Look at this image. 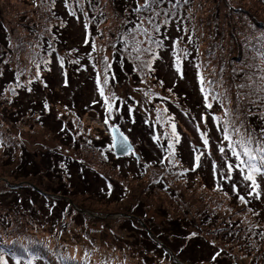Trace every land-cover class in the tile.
<instances>
[{
	"label": "rangeland",
	"instance_id": "rangeland-1",
	"mask_svg": "<svg viewBox=\"0 0 264 264\" xmlns=\"http://www.w3.org/2000/svg\"><path fill=\"white\" fill-rule=\"evenodd\" d=\"M177 1L0 0V264H264V0Z\"/></svg>",
	"mask_w": 264,
	"mask_h": 264
},
{
	"label": "trees",
	"instance_id": "trees-1",
	"mask_svg": "<svg viewBox=\"0 0 264 264\" xmlns=\"http://www.w3.org/2000/svg\"><path fill=\"white\" fill-rule=\"evenodd\" d=\"M119 2L120 1H122V7L125 5V0H118ZM132 1H134V0H132ZM171 2H172V0H170ZM192 3H193V0H179V1H177V3H176V5H174V6H181V7H183V8H185V9H187L188 7H190L191 5H192ZM166 6V7H165ZM170 6V2L166 5V4H164L163 6H161L160 7V9L161 8H164V10H162V12H160V14H162L163 12H165V11H167L168 10V7ZM122 9V8H121ZM120 9V10H121ZM221 12V9H217V11H216V13H215V15H214V19L215 20H218V18H219V13ZM159 20H160V16H159V19H158V22H159ZM216 28L217 27H214L212 30H213V32L216 30ZM163 29H165V27H164V25L161 27V29L160 30H156L155 32L156 33H158V34H160V31L161 30H163ZM164 32L163 33H165L166 34V36L164 35V37L163 38H160V39H163L164 41H167L168 43H171L172 42V40H174L173 42H175L176 41V39H174L172 36H170V38H168V36H167V34H169V32L168 31H166V30H163ZM221 35L220 34H218L217 36H213V38H215L216 37V39H218L219 37H220ZM1 39H2V41H3V43H1L5 48H6V50H7V48L9 47V43H10V41L9 40H7V39H5L4 40V34H2L1 33ZM8 60L10 61V63H7L8 64V67H9V76H10V74H11V64H12V62H11V57H9L8 58ZM7 60V62H9ZM17 69V68H16ZM18 70V69H17ZM133 115H135V114H133ZM153 123V122H152ZM154 124V123H153ZM152 130H153V128H152ZM152 130H149V132H150V134L152 133ZM148 138H150V135L148 136ZM246 165V164H245ZM260 167H264V166H261V163H260ZM23 169V168H22ZM215 213H211V215H209V217H212V219H211V221H213V222H216L217 221V219H218V215H214ZM177 228V227H176ZM198 245V244H197ZM196 245V246H197ZM162 250L164 251V250H166V248L165 247H163L162 248ZM229 256H225V257H223L221 260H219L220 261V264H234V261L235 260H237V259H234V260H232V258L231 257H229ZM219 261L217 260V262H218V264H219ZM238 262H239V264H241V261L240 260H237ZM175 264H178V262H174ZM235 264H237V263H235Z\"/></svg>",
	"mask_w": 264,
	"mask_h": 264
},
{
	"label": "snow or ice",
	"instance_id": "snow-or-ice-1",
	"mask_svg": "<svg viewBox=\"0 0 264 264\" xmlns=\"http://www.w3.org/2000/svg\"><path fill=\"white\" fill-rule=\"evenodd\" d=\"M179 71V68L177 69ZM203 91V89H202ZM101 95L103 96V90L101 89ZM207 98V97H206ZM105 102L107 103V98H105ZM109 108H111V105H108ZM209 107H211V105H209ZM251 134H249L250 136ZM225 140H229V136L227 135V133L224 136ZM205 143H207V141H205ZM238 143L241 144V146L243 147V155L246 156L248 159L247 161L244 160H240V153L236 151L235 147H233L232 144H229V147L232 149V155L235 156L237 158V160L240 161V164L237 165V167H239L240 165H244L247 164L248 168H249V173L247 176H245L246 180L252 181L253 186H256V181H255V174L256 173H260L261 172V168L257 167V165L255 163H253V161L256 159L255 156L253 155V151L250 147L245 146L243 140L239 141ZM250 143V141H249ZM221 152L224 151L223 148L220 149ZM258 152L264 153V147L258 148L257 149ZM197 161L199 160V157L196 158ZM261 166H264V156L261 157ZM229 170H231L232 165H229ZM243 201V197L240 198Z\"/></svg>",
	"mask_w": 264,
	"mask_h": 264
},
{
	"label": "water",
	"instance_id": "water-1",
	"mask_svg": "<svg viewBox=\"0 0 264 264\" xmlns=\"http://www.w3.org/2000/svg\"><path fill=\"white\" fill-rule=\"evenodd\" d=\"M112 135L114 137L115 150L119 155L127 154L132 149H134V146L132 145V143L122 133V131L119 128L117 127L112 128Z\"/></svg>",
	"mask_w": 264,
	"mask_h": 264
}]
</instances>
